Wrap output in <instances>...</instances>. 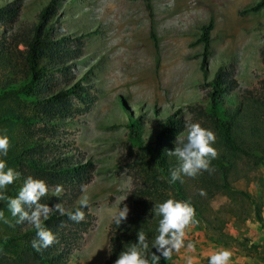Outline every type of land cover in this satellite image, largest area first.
<instances>
[{
  "label": "rangeland",
  "instance_id": "obj_1",
  "mask_svg": "<svg viewBox=\"0 0 264 264\" xmlns=\"http://www.w3.org/2000/svg\"><path fill=\"white\" fill-rule=\"evenodd\" d=\"M48 1L0 0L2 11H10L0 20V35L27 28ZM256 1L57 0L56 31L67 40L70 56L65 70L50 77L58 85L78 82L81 99L90 101L85 107L80 98L70 96V114L52 129L59 136L52 152L92 165L86 192L78 187L76 197H69L74 206H79L82 196L88 197L85 228L72 250L74 262L104 264L110 221L134 187L131 166L137 151L129 146V116L140 121L141 142L149 148L157 116L179 109L184 122L200 123L196 111L207 108V83L218 69L233 83L231 97L244 91L261 96L264 7L240 13ZM209 23L204 47L200 27ZM136 82L139 87L133 86ZM250 175L235 180L233 187L263 203L262 222L254 220L249 203L243 205L246 220L223 215L216 230L195 218L197 223L186 229L185 240L195 250L182 248L167 264H186L189 257L193 264H209L210 254L219 248L245 257L246 264L255 252L264 259V168L258 166ZM226 202L223 194H214L206 204L207 213L215 216Z\"/></svg>",
  "mask_w": 264,
  "mask_h": 264
},
{
  "label": "trees",
  "instance_id": "obj_2",
  "mask_svg": "<svg viewBox=\"0 0 264 264\" xmlns=\"http://www.w3.org/2000/svg\"><path fill=\"white\" fill-rule=\"evenodd\" d=\"M56 2L49 0L24 30L18 33L8 30L0 35V134H6L10 141L7 157L0 156V159L20 173V177L7 186V195L15 197L26 177L32 176L44 180L49 188L41 203L50 207L62 203L66 211H75L79 206H74L69 197L75 198L77 188L89 180L92 165L88 161L74 163L66 153L51 149L59 140L52 129L65 122L70 114L69 97L81 99L79 92H83L78 82L58 85L50 77L52 72L65 70L66 58L70 56L67 40L56 31ZM262 7L264 0H257L240 13L256 12ZM146 8L150 9L148 3ZM7 13L10 11H2L0 6V20ZM209 29L210 23L200 27L199 41L204 47ZM150 36L152 38V34ZM262 62L264 64V50ZM207 84L210 87L207 108H199L196 112L201 126L216 136L212 146L218 155L211 162L214 171H204L194 178L185 176L183 183H169V169L177 166V159L168 156L166 150H174L175 140L182 138L187 124L179 116V109L157 116L149 148L142 145L140 121L128 117L129 146L137 151L131 166L134 187L120 206L128 207L127 219L121 224H116L113 218L110 221L111 236L104 264H114L124 248L136 243L141 228L149 241L147 253H156L151 243L157 235L160 217L152 210L155 204L169 198L189 201L195 209V218L215 230L224 222L220 219L223 215L246 220L245 203L252 205L254 220L262 222L263 203L258 204L246 192L234 189L233 182L247 180L251 170L258 166L264 168V81L261 96L244 91L234 98L230 95L233 83L224 78L219 69ZM81 100L85 107L89 106L90 101ZM38 123L42 126L39 129L35 128ZM57 185L63 187L59 197L54 195ZM217 193L223 194L227 202L214 216L207 213L206 204ZM0 210L15 225L10 227L0 221V264H79L72 260V250L85 228L84 221L75 222L59 213L51 215L43 223L56 236L57 242L38 252L31 246L36 238L35 228L26 221L15 224L6 201H0ZM217 215L219 219L215 218ZM159 264H167V260L161 258Z\"/></svg>",
  "mask_w": 264,
  "mask_h": 264
},
{
  "label": "clouds",
  "instance_id": "obj_3",
  "mask_svg": "<svg viewBox=\"0 0 264 264\" xmlns=\"http://www.w3.org/2000/svg\"><path fill=\"white\" fill-rule=\"evenodd\" d=\"M186 138L177 137L173 151L166 150V154L177 159V166L169 169V183L177 181L183 183V177L194 178L200 173L211 172L212 160L217 158V150L212 146L216 141L215 133L201 126L198 122H189L185 126ZM10 147L9 137L0 134V156L7 157ZM20 177V173L7 166L4 159H0V201H6L8 211L15 218V224L25 221L36 230V238L31 241V246L36 251H41L57 242L56 236L45 227L44 221L55 213L61 216L67 215L72 221L79 222L84 218L83 208L88 207V197L82 196L78 201L79 207L75 211H66L62 203H56L50 207L41 203L49 188L42 179L32 176L26 177L23 185L18 190L15 197L7 195V186L14 183ZM87 186L82 185L81 191L86 192ZM63 191L61 185L55 187L54 195L59 197ZM156 216L160 217L157 235L151 243L152 249L149 255V241L141 228L137 233V242L131 243L121 251L114 261V264H159L161 258L169 260L174 252L179 253L182 248L194 251L195 245L187 239L186 229L197 223L195 220V209L189 201L169 198L162 203L154 205L152 210ZM129 209L127 206L120 208L113 219L116 224H121L127 219ZM0 221L14 227L15 225L5 216V212L0 210ZM232 252L229 249L219 248L210 254L209 264H231ZM186 264H193L191 257Z\"/></svg>",
  "mask_w": 264,
  "mask_h": 264
},
{
  "label": "crops",
  "instance_id": "obj_4",
  "mask_svg": "<svg viewBox=\"0 0 264 264\" xmlns=\"http://www.w3.org/2000/svg\"><path fill=\"white\" fill-rule=\"evenodd\" d=\"M133 86L134 87H139L137 82ZM248 262H249V264H250V262H251V264H264V259H260L259 253L255 252V253H253L252 257L249 258ZM244 263L246 264V258L245 257H243V256H234V254L232 255L231 264H244Z\"/></svg>",
  "mask_w": 264,
  "mask_h": 264
}]
</instances>
